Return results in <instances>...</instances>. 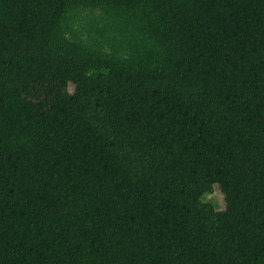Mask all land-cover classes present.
<instances>
[{
    "label": "trees",
    "instance_id": "obj_1",
    "mask_svg": "<svg viewBox=\"0 0 264 264\" xmlns=\"http://www.w3.org/2000/svg\"><path fill=\"white\" fill-rule=\"evenodd\" d=\"M0 264H264V0H0Z\"/></svg>",
    "mask_w": 264,
    "mask_h": 264
},
{
    "label": "rangeland",
    "instance_id": "obj_2",
    "mask_svg": "<svg viewBox=\"0 0 264 264\" xmlns=\"http://www.w3.org/2000/svg\"><path fill=\"white\" fill-rule=\"evenodd\" d=\"M72 89L73 87H71V90ZM204 201L213 203L218 210H224L226 205L225 197L218 187L215 188V191L212 194L207 195L204 198Z\"/></svg>",
    "mask_w": 264,
    "mask_h": 264
}]
</instances>
